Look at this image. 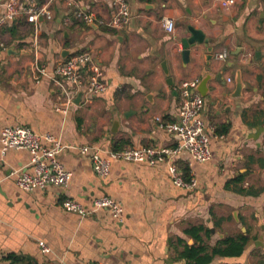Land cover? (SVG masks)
<instances>
[{"label": "crops", "instance_id": "obj_1", "mask_svg": "<svg viewBox=\"0 0 264 264\" xmlns=\"http://www.w3.org/2000/svg\"><path fill=\"white\" fill-rule=\"evenodd\" d=\"M77 1L104 21L116 10L112 0ZM127 2L131 18L118 28L72 21L67 0L39 3L50 18L21 15L0 28V132L27 125L59 136L69 147L58 158L72 173L64 187L23 190L15 176L32 171L29 151H0V264H264V0L229 8L215 0ZM163 15L173 18L172 32ZM190 26L205 37L185 59ZM71 48L91 53L107 87L79 90L66 107L61 87L37 77L36 66L52 70ZM206 74L201 117L211 157L199 162L181 152L175 159L179 168L188 164L194 187L175 185L165 161L112 158L103 178L76 147L90 144L108 156L115 145L174 146L165 125L178 117L179 85ZM101 194L120 203L121 219L106 208L81 215L60 204L70 196L91 208Z\"/></svg>", "mask_w": 264, "mask_h": 264}, {"label": "built area", "instance_id": "obj_2", "mask_svg": "<svg viewBox=\"0 0 264 264\" xmlns=\"http://www.w3.org/2000/svg\"><path fill=\"white\" fill-rule=\"evenodd\" d=\"M222 7L229 8L238 0H215ZM74 7V14L85 23L104 24L111 27H122L131 18L127 0H112L116 10L109 21L97 19L90 10L82 9L77 0H67ZM24 15L28 21L37 22L40 17H51V13L45 5L35 0L22 2L21 0H5L0 14V28L5 23L14 21ZM161 25L167 32L174 30L173 18L163 15ZM5 42L0 37V56L5 50ZM225 53H218L217 57H224ZM93 58L87 50H75L68 56L60 58L52 70H47L44 65H37V77L45 76L55 81L63 90L64 105L73 101L74 94L81 90L90 95L104 91L107 87L101 80V71L92 65ZM89 67H91L89 69ZM197 80L185 79L179 85L180 104L178 117L165 125L166 130L177 138L174 146H127L122 149L108 150V156H101L99 149L90 144L76 146L81 153H89L94 171L105 178L110 172V160L112 158L125 161H146L150 164L165 161L175 185L185 188L195 186V179L190 176L186 179L181 168L175 162L181 152H186L190 158L202 162L211 157L208 139L205 133V122L201 117L204 99L195 89ZM66 107L56 106L55 109L66 112ZM0 151L4 155L7 149H27L30 153V166L32 171L25 168L16 172L15 181L19 188L27 191L43 189L48 185L64 187L70 180L71 171L67 170L60 162L58 155L69 145L64 144L59 136L51 132H37L27 125H6L0 132ZM61 206L68 210L85 215L97 208H106L117 218L122 217V206L118 201L107 194L94 197L91 208L86 207L79 200L70 196H64L60 200ZM42 251L50 248L43 242H38ZM88 264H103L101 261H91Z\"/></svg>", "mask_w": 264, "mask_h": 264}, {"label": "water", "instance_id": "obj_3", "mask_svg": "<svg viewBox=\"0 0 264 264\" xmlns=\"http://www.w3.org/2000/svg\"><path fill=\"white\" fill-rule=\"evenodd\" d=\"M95 24V23H92ZM189 30L191 31L192 35L188 36V37H183L182 38V43H183V50H182V54L185 57V59L189 56V47L190 45H194L195 42H202L204 41V34L203 32H201L199 29H196L192 26L189 27ZM78 48H74V49H65L62 51V56L66 57L68 56L71 52L77 50ZM163 66L166 70V67L163 63ZM211 77V75L206 74L204 77L201 78L200 81L197 82V84L195 85V89L200 93L203 94L206 90H207V81L208 79ZM236 88H235V96L240 95L241 89L243 87V82L241 79V75L240 72L237 74L236 78ZM81 95V92L78 93V97Z\"/></svg>", "mask_w": 264, "mask_h": 264}, {"label": "trees", "instance_id": "obj_4", "mask_svg": "<svg viewBox=\"0 0 264 264\" xmlns=\"http://www.w3.org/2000/svg\"><path fill=\"white\" fill-rule=\"evenodd\" d=\"M38 2H39V3H40V2H43V0H38ZM70 7H72V9L70 10V13H69V16H70L71 20L74 21V22L85 23L81 18L77 17V16L74 14V7H73V6H70ZM113 149L117 150V149H120V148H118V146L115 145V147H114ZM179 165H180V167H181V170H182L183 176H184L186 179H188V178L190 177V171H189V166H188V164H187V163H183V162H179ZM199 228H200V226H199L197 229H199ZM244 240H245V238H244ZM243 242H244V241H241L242 244H243ZM241 243H240V244L237 243V245H238L239 248H241ZM219 252H220V251H219ZM9 257H11V256L8 255V256H6L5 258H9ZM207 257H208V259L210 258V256H207Z\"/></svg>", "mask_w": 264, "mask_h": 264}]
</instances>
